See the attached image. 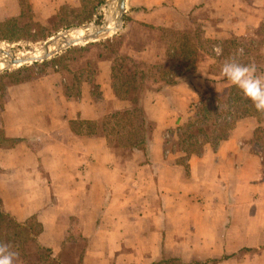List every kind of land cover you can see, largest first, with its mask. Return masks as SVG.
Returning <instances> with one entry per match:
<instances>
[{
	"label": "crops",
	"instance_id": "1",
	"mask_svg": "<svg viewBox=\"0 0 264 264\" xmlns=\"http://www.w3.org/2000/svg\"><path fill=\"white\" fill-rule=\"evenodd\" d=\"M107 1L0 0V41L94 22ZM122 22L126 35L134 25L161 39L197 29L212 57L172 86L147 77L142 91L126 88V66L98 44L86 58L0 74V211L32 237L13 250L14 264H264V146L251 143L259 122L244 118L225 140L195 141L199 152L176 143L195 120L198 87L231 86L213 74L222 55L214 49L264 35V0H124ZM163 42L149 61L147 46L130 56L123 43L118 56L131 69L156 66ZM134 109L146 140L131 150L112 140L107 119Z\"/></svg>",
	"mask_w": 264,
	"mask_h": 264
},
{
	"label": "trees",
	"instance_id": "2",
	"mask_svg": "<svg viewBox=\"0 0 264 264\" xmlns=\"http://www.w3.org/2000/svg\"><path fill=\"white\" fill-rule=\"evenodd\" d=\"M170 34L171 36L168 38L166 36L161 39L162 41H166L167 51L156 66H145V68L141 69L140 65L134 64V75L128 78L131 79L130 82H124V85L129 90L142 91L145 88L143 81L147 77L156 78L165 83V85L172 86L181 78H192L195 76V63L198 55L202 51L207 52L205 44L209 45V43L203 40L200 31L197 29L190 33L173 32ZM122 38H124V33L98 44L107 53L112 56L114 55V59L118 64L122 63L121 61L124 58H128L123 55L116 56L118 55L116 49L121 48L123 43ZM167 40L170 43L169 45H167ZM61 57L59 56L58 59ZM129 60L133 62L132 59ZM213 72V74H222L221 71L217 70H213ZM230 93H212L209 97L201 98L200 104L194 108L195 120L178 135L176 143L180 148L194 153L199 152L195 147V141L220 142L225 140L235 126L234 120L232 121L231 118L232 113L229 111L231 107L234 108V111L238 110L240 113H243V118L246 116L250 117L251 112H257L251 103L235 88L234 92ZM218 103L225 105V110L223 108L219 109ZM228 118H231V120ZM107 123L111 126L109 134L113 135L112 140H117V145L131 150L138 149L141 145H144L146 140V123L140 110L134 109L132 112L112 115L108 117ZM191 128H195L199 135L194 137L192 131V133H189ZM116 135H119V137L115 138ZM29 233L30 231L26 230L25 226L17 224L7 214L0 211V243L7 244L12 251L18 250L17 247L21 246L29 238H32Z\"/></svg>",
	"mask_w": 264,
	"mask_h": 264
},
{
	"label": "rangeland",
	"instance_id": "3",
	"mask_svg": "<svg viewBox=\"0 0 264 264\" xmlns=\"http://www.w3.org/2000/svg\"><path fill=\"white\" fill-rule=\"evenodd\" d=\"M106 1L107 0H105V2ZM110 5L111 4H109V5L103 4L99 7V9L97 11L98 12L97 13V19L94 22L91 21V22H86L84 24L74 25L72 27H69L67 29H63V30L59 31L54 35L52 34L51 36H49L47 38L41 37V36H33L31 38H28V39L26 38V39L14 41V42L0 41V52H2L3 55H6L7 53H9V55H12L9 52V49H10L15 55L17 54L16 57H19L20 55H23L26 53L31 55L32 53L39 52V51H42V54H43L44 50L42 47L45 45V43L49 39L56 37L58 34H63L64 32H70L73 30L76 31V29H85L93 23L95 24V27H102L106 23L105 21H107V19H108L107 12L108 13L113 12V14H111V16H114V11L116 10V6H112V8L115 9L113 11L110 9ZM115 21H116V19L113 17V21H112L113 27L116 25ZM124 23L121 25L120 28H117V30L115 29V31H111V33H109L106 37H104V38H102L96 42H88L85 44L81 43V44H77V45H74V46H71L68 48H64L63 50H61L60 52L55 54L53 57H51V59H53L57 56H60V55L63 56L64 54H65L67 59H71V58L77 59V58H79V57L81 58L83 56H85V58H86V56L91 54V53L88 54V52H87L89 46H91L93 44H99V42L111 40V39L115 38L116 36H119L122 33H124V35H125L124 36L125 38L123 39V43H125V46L123 47V51L124 52L127 51V54H129L130 56H133L134 49L147 46L148 50L150 52V55H145V57H141V58H143L142 60L149 61L154 56H156L160 47H162V46L164 47V45H163L164 42L161 41V38H160V36L162 35L161 33L160 34H156V33L151 34L152 32H149L148 30H146L142 27L133 25V26L127 27V33L128 34L126 35V33L124 32V30H125ZM125 25H126V23H125ZM84 33H87V32H84ZM71 34H73V32ZM169 36H171V34H169ZM263 40H264V35L260 34L259 36H256L255 40H253L251 42H240V41H235V40L229 41L228 43L224 44L221 47L222 55H220V58L216 63L214 62L215 64L213 66L214 67L213 70L221 71V67H222L223 63L226 60L232 58L233 55L236 54L237 50H239V49L243 50L242 54L240 55V60L242 62L249 63V64H255L257 66L264 65V53L262 52ZM169 44L170 43L167 40V45H169ZM212 47L213 46L211 44H209V45L205 44V49L207 52L206 53H199L197 61L204 59L205 57L211 58L212 55H211L209 49H211ZM215 47H216V45H215ZM101 49H103V48H101ZM164 50H165V47H164ZM116 51L118 53L119 48L116 49ZM68 52H71V53H68ZM93 52H96V50ZM116 56H118V55H116ZM1 57L3 58L4 62L9 60L8 57H5V56H1ZM121 62L122 63H119L120 65L126 66L124 69L121 68V70H120L121 74H122L121 75V82H123V83L125 81L130 82L131 79H128V78L131 75H134L133 69L130 68L132 62L128 58H124ZM39 63H40V61L32 62L29 64L26 63L20 67H13V66L12 67H6L5 69L0 70V74L4 73V72H10L12 70H16V69L21 68V67L33 68L34 66H37V64H39ZM36 69L39 70V68H36ZM127 73H129L130 75H128ZM205 85L199 86L198 91H196V92H201L203 94V96H201V98L202 97L203 98L209 97L211 95L210 90L215 89L212 85H206V86ZM227 87L226 88L224 87V89H221V87H219L218 90H220V92H223V93L226 92L227 94L232 92V91L234 92V88L232 86H227ZM230 94H232V93H230ZM201 98L199 100H198V98L195 99V101L198 100L197 102H199V103H197V105L200 104ZM217 105H218L219 109L225 108V105H223L222 103H218ZM229 111L232 113L231 118H232V121L234 120L235 124L237 123V121L244 119V118H253L255 120L258 119L257 122H259V128L257 129L255 136L253 135V137L251 139V143H256L257 146H259L260 149L263 150L262 147L264 146V133H263L264 128L262 126L264 125V119H263L264 113H259V112L252 113L251 112L250 117L246 116L243 118L242 117L243 113H240L238 110L234 111L233 107H231L229 109ZM231 118H228V119L231 120ZM234 118H236V119H234ZM259 118H262V119H259Z\"/></svg>",
	"mask_w": 264,
	"mask_h": 264
},
{
	"label": "clouds",
	"instance_id": "4",
	"mask_svg": "<svg viewBox=\"0 0 264 264\" xmlns=\"http://www.w3.org/2000/svg\"><path fill=\"white\" fill-rule=\"evenodd\" d=\"M219 55L220 48L214 49ZM243 50H237L232 58L226 60L221 73L227 83L235 88L254 109L264 113V75H258L256 68L240 60ZM16 253L7 244L0 243V264H14Z\"/></svg>",
	"mask_w": 264,
	"mask_h": 264
},
{
	"label": "bare ground",
	"instance_id": "5",
	"mask_svg": "<svg viewBox=\"0 0 264 264\" xmlns=\"http://www.w3.org/2000/svg\"><path fill=\"white\" fill-rule=\"evenodd\" d=\"M118 3H119V0H112V3L110 5V7L116 6V24H117V19H118ZM107 14H108V17H109V13L108 12H107ZM105 22L106 23L101 27V28L104 27V30H107V31L114 30L115 31V29L118 27V25H117V26L113 27L112 29H110L109 28V25H110L109 24V20L107 19V21H105ZM101 28H94L93 26H89V27H87L85 29H78V30L76 29V31L73 30L67 35V37H65L64 41H61V42L57 41L52 46H49L47 48L44 45L42 47L43 50H44L43 54H42V51H39V52L32 53L33 55L32 54L30 55V54L26 53V54L20 55L19 57H16L17 54L15 55L10 49H9V52L12 55H9V53H7L6 55H3V53L0 52V68H1L0 70L5 69L6 67H12V66H10V62L13 60V58H16V60H18V61H25L23 64H26V63L29 64V63H31V60L39 59V58L43 57L45 55V53H53V52L58 51L61 48H64L65 44H67L69 42H77L78 44H81V41H82L83 38H85V36L91 35L96 30H99ZM86 31H88V33H84ZM72 32H73V34H71ZM107 34L108 33H106L105 35H107ZM1 56L8 57L9 60L4 62V60H3V58ZM23 64L21 63V64H18V65H15L13 67H20Z\"/></svg>",
	"mask_w": 264,
	"mask_h": 264
},
{
	"label": "water",
	"instance_id": "6",
	"mask_svg": "<svg viewBox=\"0 0 264 264\" xmlns=\"http://www.w3.org/2000/svg\"><path fill=\"white\" fill-rule=\"evenodd\" d=\"M108 3L111 4L112 3V0H109ZM123 15H124V0H119V3H118V19H117L118 27L117 28H120L121 25H122ZM90 26H93L94 28H101V27H95V24L94 23L91 24ZM117 28H116V30H117ZM70 32H64L63 34H58L56 37L49 39L45 43V47L47 48L49 46H52L57 41H59V42L64 41L65 40V37H67V35ZM110 32L111 31L104 30V27H103V28H101L99 30H96L91 35L85 36V38L82 39L81 43H84L85 44V43H88V42H96V41H98V40L106 37ZM106 33H108V34L105 35ZM77 44H78L77 42H69V43L65 44V47L64 48H68V47H71V46H74V45H77ZM64 48H61L58 51L53 52V53H45V55L43 57H41L39 59L31 60V63L32 62L43 61V60L49 59V58L53 57L55 54H57L58 52H60L61 50H63ZM24 62L25 61H18V60H16V58H13V60L10 62V66H15V65H18V64H21V63L23 64Z\"/></svg>",
	"mask_w": 264,
	"mask_h": 264
}]
</instances>
